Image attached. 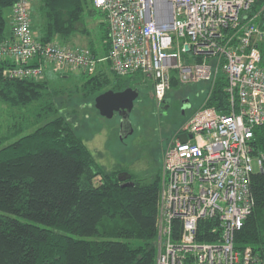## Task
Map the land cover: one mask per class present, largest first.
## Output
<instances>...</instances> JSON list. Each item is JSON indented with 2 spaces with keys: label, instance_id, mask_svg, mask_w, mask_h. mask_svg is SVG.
Segmentation results:
<instances>
[{
  "label": "built area",
  "instance_id": "2783aa9c",
  "mask_svg": "<svg viewBox=\"0 0 264 264\" xmlns=\"http://www.w3.org/2000/svg\"><path fill=\"white\" fill-rule=\"evenodd\" d=\"M103 13L110 47L105 55L32 33V0H15L12 32L0 40L3 76L46 79L108 69L139 74L161 105L172 77L182 84L228 80V113L202 105L181 124L163 150L156 220V264H264L252 246H236V233L253 212L251 178L263 170L254 128L264 125V5L256 0H91ZM209 95V94H208ZM180 134L188 135L186 141ZM215 219L216 240H200L199 224Z\"/></svg>",
  "mask_w": 264,
  "mask_h": 264
},
{
  "label": "trees",
  "instance_id": "16d2710c",
  "mask_svg": "<svg viewBox=\"0 0 264 264\" xmlns=\"http://www.w3.org/2000/svg\"><path fill=\"white\" fill-rule=\"evenodd\" d=\"M14 2L0 0V40L7 36L3 9ZM90 5L91 0H36L33 9L38 14V20L34 18L38 37L70 42L78 34L87 36L91 30L86 11L103 15ZM263 5L264 0H256L251 10ZM31 15L33 27L32 8ZM96 27L103 31L108 51L103 18ZM88 46L98 54L92 40ZM260 48L264 65V44ZM4 67L0 61V100L26 110L23 117L29 112L31 123L38 126L0 148V264H156L161 165L141 177L124 166L103 164L78 131L84 123L78 110L73 107L71 117L61 111L66 104L59 100L61 90L50 88L46 79L6 78ZM84 75L86 79L77 88L87 101L83 104L97 112L93 103L98 94L141 84L139 74L119 76L102 68L94 75ZM227 84L226 74L219 71L212 88L205 84L202 104L184 117L180 114L174 128L202 105L228 113ZM182 86L174 74L165 99L171 100V91L181 93ZM32 124L20 129L13 125V131ZM253 146L255 152H264V125L254 128ZM122 171L131 174L134 185H121L118 175ZM251 192L254 210L237 231L235 241L238 248L250 245L264 258V163L263 170L252 175ZM213 225H217L215 219L201 220L198 238L218 239L220 231H210Z\"/></svg>",
  "mask_w": 264,
  "mask_h": 264
},
{
  "label": "rangeland",
  "instance_id": "374dc122",
  "mask_svg": "<svg viewBox=\"0 0 264 264\" xmlns=\"http://www.w3.org/2000/svg\"><path fill=\"white\" fill-rule=\"evenodd\" d=\"M35 4L36 0H32V33L34 36H39L40 30L35 23L36 19L38 20V14L33 9ZM10 8L11 7H5L3 9L7 21V30L9 28L8 11ZM93 8L94 7L90 5V9ZM93 14L94 15L90 16L88 11H86V22L91 31L87 36L84 34L77 35V37L80 38L78 44L81 46H88L87 40H92L98 50V54L105 55L107 50L105 48L103 31L99 27H96L97 24L102 21L103 15L98 12H94ZM85 79L86 77L83 72L76 70L69 71L66 74H58L49 68L46 72V80L49 82L50 88H57L62 91L59 95L61 98L59 100H63L66 104L61 111L71 117V112H73L71 110L73 107L78 110L76 113L79 119L84 120V123L82 122L83 126H79L78 131L82 135L86 145L93 154L96 155L100 162L106 164L108 167L124 166L141 177L149 175L151 171H155L161 165L163 150L169 143L170 136L184 122L182 121L176 128H166V121L169 122L170 120L173 121L176 119L177 114L174 106L167 114L159 110L158 119L147 118L146 116L141 117L140 109H143L142 107L148 103L151 95L153 97V91L151 86L139 84V87H134L139 89V96L135 102L136 110L132 114L133 125L135 127L134 134L128 137H122L118 131L117 117L103 118L99 112L91 108V105L87 107V105L83 104L87 101L81 97V91L78 90L79 88H77V86L81 87V82ZM205 84L207 83L196 82L183 84L181 93L180 91H171L172 105L176 103L177 99L188 97L193 102L194 107L197 105L200 106L205 92L207 91ZM93 105L95 106V100ZM25 112L26 110L24 109L11 106L0 100V138H4L0 144V148L10 144L24 134L31 132L38 126V124L31 123L33 117L29 112H27L24 117L22 116ZM185 112L187 111L183 108V117L187 114H185ZM178 120L179 118H177V121ZM27 123L32 125L25 130L13 131V125L15 128L20 129ZM161 123L165 124L161 126ZM140 125H142V127L138 130Z\"/></svg>",
  "mask_w": 264,
  "mask_h": 264
},
{
  "label": "flooded vegetation",
  "instance_id": "af4514ba",
  "mask_svg": "<svg viewBox=\"0 0 264 264\" xmlns=\"http://www.w3.org/2000/svg\"><path fill=\"white\" fill-rule=\"evenodd\" d=\"M164 100H163L161 105H158L157 101L151 95L149 97L148 103L144 107H142L143 109H140L141 117L146 116L147 118H154V119L157 118L158 119V117H159L158 111L159 110H161V112H163L164 114H167L168 111L171 110L172 107L174 106L175 112L177 114L176 119H174L173 121L170 120L169 122L164 121L166 123V128H168V127L174 128L176 126V123H177V118H179V114H182V109L183 108L186 109V111H187V112H185V114H186L194 108L193 102L188 97L177 99V101L174 105H172V100H169L168 102H165ZM135 102H136V100L134 101V106H133L132 110L130 111V113L126 112L125 109H121L120 111H116L112 117V118H115V117L118 118V131L122 137H126V136L128 137L129 135L134 134L135 127L133 125L132 114L136 110V107H135L136 103ZM185 104H187V105H185ZM148 116H150V117H148ZM102 117L106 118L104 116H102ZM165 123H161V126H163ZM141 127H142V125H140L138 127V130H140ZM177 130L174 131L173 134L170 136L171 137L170 140L171 139L174 140L176 138Z\"/></svg>",
  "mask_w": 264,
  "mask_h": 264
},
{
  "label": "water",
  "instance_id": "95a60500",
  "mask_svg": "<svg viewBox=\"0 0 264 264\" xmlns=\"http://www.w3.org/2000/svg\"><path fill=\"white\" fill-rule=\"evenodd\" d=\"M138 96L139 89L134 87H127L121 91L107 89L95 97V107L102 116L112 118L114 113L121 109H125L126 112L130 113ZM164 101L168 102L167 99ZM179 138L186 141L188 135L180 134ZM118 178L122 182V186L134 185V181L130 180L131 174L127 171L120 172Z\"/></svg>",
  "mask_w": 264,
  "mask_h": 264
},
{
  "label": "crops",
  "instance_id": "0c3cea01",
  "mask_svg": "<svg viewBox=\"0 0 264 264\" xmlns=\"http://www.w3.org/2000/svg\"><path fill=\"white\" fill-rule=\"evenodd\" d=\"M94 15V14H92ZM90 15V16H92ZM8 18H9V28L7 30V36H9L12 32V7L10 8V10L8 11ZM79 35V34H78ZM38 37V36H37ZM80 40L79 37H77V35L73 38L72 41H70V44H78V41ZM84 43V42H83ZM88 43V40H87Z\"/></svg>",
  "mask_w": 264,
  "mask_h": 264
}]
</instances>
